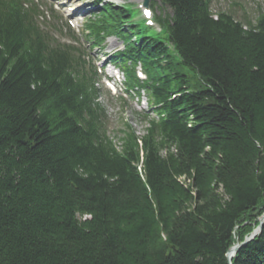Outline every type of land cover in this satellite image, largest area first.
<instances>
[{
	"label": "trees",
	"instance_id": "1",
	"mask_svg": "<svg viewBox=\"0 0 264 264\" xmlns=\"http://www.w3.org/2000/svg\"><path fill=\"white\" fill-rule=\"evenodd\" d=\"M161 2L159 36L109 3L86 23L149 74L126 70L151 112L117 143L85 52L0 0V264H264V226L227 257L264 214V12Z\"/></svg>",
	"mask_w": 264,
	"mask_h": 264
},
{
	"label": "rangeland",
	"instance_id": "2",
	"mask_svg": "<svg viewBox=\"0 0 264 264\" xmlns=\"http://www.w3.org/2000/svg\"><path fill=\"white\" fill-rule=\"evenodd\" d=\"M39 4H41L42 10L45 13L44 18L42 17V22L47 23V27L52 29V24L57 26L59 29L54 28V30H62V34L68 32V26L66 25V21L69 22L71 19L72 26L76 31L80 29L79 32L74 31L76 34L80 35L83 27V22L86 17H89L91 12L96 11V6L94 5V0H38ZM117 3H132L135 6L141 5L143 0H107ZM153 1V0H150ZM159 1V0H158ZM212 1V9L214 12L217 11H229L231 12L237 19L244 21V19L248 20H256V17L260 12H264V0H211ZM159 3V2H158ZM52 8L54 17L50 14L49 10ZM58 10H56V9ZM140 8V7H139ZM165 11L167 9L165 8ZM160 13V10H158ZM70 23V22H69ZM71 24V23H70ZM143 28V27H142ZM59 37H62L60 33H58ZM63 41H70V39L63 37ZM84 41V39L82 40ZM87 47L88 43L83 42ZM122 42L116 37H109L103 43L102 46L95 47L91 49L89 46L86 51L92 57V61L96 66H100L103 70H99V84L98 87L102 88V97L101 102L106 107L107 114L110 116V123L108 124L109 135L113 138L115 142H119L120 129L123 124H131L138 135H144L147 129L146 121L138 114H142L146 112L147 104H146V96H144L143 101H134L127 100L126 103L122 104L120 101L118 102L117 97L113 96L116 92H120L119 87H122L123 77L120 75L119 81L116 79L115 87L110 84L109 88L106 84H104L103 76H111V68L104 67L109 62V54L112 52L122 49ZM108 69V70H107ZM101 78L102 81L101 82ZM103 83V84H102Z\"/></svg>",
	"mask_w": 264,
	"mask_h": 264
},
{
	"label": "water",
	"instance_id": "3",
	"mask_svg": "<svg viewBox=\"0 0 264 264\" xmlns=\"http://www.w3.org/2000/svg\"><path fill=\"white\" fill-rule=\"evenodd\" d=\"M263 225H264V215L262 216V218H261V220H260V224H259L258 228L255 230V232L253 233V235H252L250 238H248L246 241H244L242 244H235V245L232 247V248H234L235 250H234V253H233V255H232L231 257H229V252L232 250V248L228 251V253H227V257H228V259H229L230 262H231L232 258L234 257L236 251H237L241 246L245 245L248 241H250V240L255 236V234H256L257 232H260V231L262 230V228H263Z\"/></svg>",
	"mask_w": 264,
	"mask_h": 264
},
{
	"label": "bare ground",
	"instance_id": "4",
	"mask_svg": "<svg viewBox=\"0 0 264 264\" xmlns=\"http://www.w3.org/2000/svg\"><path fill=\"white\" fill-rule=\"evenodd\" d=\"M239 242H236L235 244H238ZM234 248L229 252V257H231L232 255H233V253H234Z\"/></svg>",
	"mask_w": 264,
	"mask_h": 264
}]
</instances>
